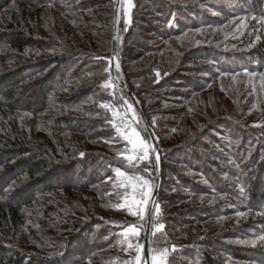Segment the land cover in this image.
<instances>
[{
  "label": "trees",
  "instance_id": "trees-1",
  "mask_svg": "<svg viewBox=\"0 0 264 264\" xmlns=\"http://www.w3.org/2000/svg\"><path fill=\"white\" fill-rule=\"evenodd\" d=\"M199 1L133 0L131 23L125 27L121 19L118 25L117 55L125 80L157 139L162 166L159 192L164 189L166 170L176 178V192L166 205L173 210L166 215V241L180 247L181 254H190L197 264H219L214 252L221 241L213 236L224 223L218 221L213 232L211 219H221L226 212L202 207L205 215L198 214L195 196L210 191L193 179L206 183L216 179L214 188L226 194L227 187L219 177L227 166L220 167L215 151L200 139L206 121L193 117L192 105H182L172 91L181 84L180 72L192 68L188 64L206 50L199 44L207 34L198 32L205 22L180 24L184 10H194ZM236 1L246 13L264 18V0ZM113 5L114 0H0V14L5 17H0V23L11 20L0 29L1 45L7 50L3 61L14 64L4 70L15 74L0 77V109L8 112L5 117L11 114L0 123V227L4 234L0 235V264H46L34 257V247L27 240L22 245V239H11L24 230L26 209L35 201L56 190L75 195L96 193L91 190L95 180L91 168L82 171L88 178L82 177L76 184L73 179L81 157H87L89 145L96 143L91 130L97 127L92 118L74 117L71 112H99L92 100H98L96 94L104 89L108 76L105 60L110 57ZM255 31L248 51L251 61L238 65L237 70H264V24ZM122 92L127 94L125 89ZM18 96L28 101L19 103ZM177 104L182 106L171 109ZM169 162L181 167H170ZM257 167L264 171V160ZM54 171L65 179L60 187L43 177ZM257 176L260 178L252 177L247 187L250 207H255L256 198L264 202V174ZM8 188L29 198L14 197ZM98 193L96 197L101 195ZM9 194L13 200L8 199ZM4 231L12 235L7 239ZM8 242L14 246H5ZM233 255L246 258L238 249Z\"/></svg>",
  "mask_w": 264,
  "mask_h": 264
},
{
  "label": "rangeland",
  "instance_id": "rangeland-1",
  "mask_svg": "<svg viewBox=\"0 0 264 264\" xmlns=\"http://www.w3.org/2000/svg\"><path fill=\"white\" fill-rule=\"evenodd\" d=\"M197 4L194 10H184L180 24L188 25L195 20L205 22V26H200L198 32L207 34L199 44L206 50L199 52L196 61L188 64L193 65L192 68L180 72L178 76L182 78L179 80L181 84L172 90L177 95L173 97L182 105H192L195 111L193 117L201 122L206 121V127L199 133L200 139L215 151L220 167L227 166L219 177L227 187L226 194H219L214 188L216 179L209 183L193 179L195 183H203L210 191L195 196L199 201L197 213L205 215L202 207H209V212H216L218 208L226 212V216L221 219H211L214 223L213 232L218 221L224 223L213 236L221 241L214 252L217 263L264 264V241L260 239L264 236V202L262 198H256L255 207H250L251 198L247 190L252 177L258 180L257 175L264 174L257 167L264 160V76L261 75L264 70L258 72L236 69L238 65L250 63L248 51L257 35L255 29L264 24V18L246 13L236 0H200ZM133 6V0H121L119 23L123 19L125 27L131 23ZM113 15L112 12V35ZM0 17L5 18L1 14ZM7 20L8 22L0 23V29L11 22L10 19ZM170 22H173V18ZM208 23L212 25L209 26ZM214 23L220 25H213ZM1 43L3 41L0 38V77L11 78L15 74L6 73L4 68H12L14 64H4L7 50ZM204 54H211L215 58L208 59ZM105 62L108 72L105 85L108 86L96 94L98 100H92L93 108L99 112H71L74 117L92 118L95 121L92 125L97 127L91 130L96 143L89 145L91 147L88 148L87 157H81V162L75 167L73 179V184H76V180L88 178L82 171L91 168L95 173L91 190L96 193L75 195L61 190L47 193L26 209L22 233L12 235L11 231H4L7 239L12 235L11 239L15 242L19 238L23 240L19 244L24 245L27 240L28 245H33L32 253L39 259V263L144 264L142 259L139 262L136 260L138 253L135 248H129V244H144L147 211L156 179V158L139 115L128 95L122 92V83H117L112 78L110 57ZM115 74L121 80L117 71ZM16 100L25 103L28 98L18 96ZM182 105L170 107L177 109ZM4 113L8 112L0 109V123L9 120L5 118L11 116L5 117ZM157 118L153 114V120ZM134 133H138L139 139L149 145L148 157L143 160L136 158L130 164L125 157L137 156V153L132 150V145L125 136H131L135 140L137 137ZM154 137L156 139L155 135ZM169 164L170 167H181L171 162ZM117 168L125 175L118 177L115 171ZM187 173L194 175L193 172ZM43 177L55 186L65 181L57 171ZM136 177L139 179H135ZM164 181V189L158 193L151 219L149 262L152 264V255L166 249L165 264H197L190 254H181L180 247L166 241V215L173 211L166 205L176 192L173 188L176 178L170 170H166ZM20 184L22 183L19 182ZM261 185L264 186V179ZM261 189L264 190L263 187ZM15 191L17 189H11L9 193L14 194V197H22L23 200L29 198ZM99 191L101 195L96 197ZM37 195H41V192ZM7 197L14 199L10 194ZM238 213L244 215H237ZM214 215L217 217V214ZM159 225H163V228L156 231ZM129 226H136L138 236L127 232ZM0 235H4L1 227ZM12 245V242H8L5 246ZM236 249L246 254V258H235L233 254ZM140 255L142 257V250Z\"/></svg>",
  "mask_w": 264,
  "mask_h": 264
},
{
  "label": "water",
  "instance_id": "water-1",
  "mask_svg": "<svg viewBox=\"0 0 264 264\" xmlns=\"http://www.w3.org/2000/svg\"><path fill=\"white\" fill-rule=\"evenodd\" d=\"M120 4L121 0H114V9H113V35H112V40H111V46H110V65L112 67V77L113 80L117 83L121 82L123 85V88L127 92L128 97L131 100L132 105L134 106L137 114L140 117V120L142 124L144 125L148 137L150 139L151 147L153 150V153L156 156L157 161H155V166H156V179H155V185H154V190L150 199V204L148 207L147 211V217H146V223H145V232H144V244H143V249H142V262H146V264H150L149 262V241H150V226H151V219L153 216V211L154 207L156 204V199L159 193V188H160V178H161V171H162V166H161V158L157 146L156 139L147 123L146 117L140 108L135 96L133 95L132 91L130 90L127 82L125 81L123 69L121 66V63L118 59L117 55V36H118V23H119V17H120ZM115 71H117L120 74L121 80H118L116 77Z\"/></svg>",
  "mask_w": 264,
  "mask_h": 264
},
{
  "label": "snow or ice",
  "instance_id": "snow-or-ice-1",
  "mask_svg": "<svg viewBox=\"0 0 264 264\" xmlns=\"http://www.w3.org/2000/svg\"><path fill=\"white\" fill-rule=\"evenodd\" d=\"M248 74V73H246ZM255 75V74H253ZM262 76H264V74H261ZM108 85H105V87H107ZM103 107H108L107 105H103ZM137 137V139H132L131 136H125V139L128 140V142L132 145V150L137 153V156H127L125 157L131 164V162L136 159V158H139L140 160H143V159H146L148 157V149H149V145H147V143L144 141V140H141L139 139V134L138 133H134ZM143 153V155H138L139 153ZM81 155H83V153H81ZM116 175L118 177L120 176H124L125 173L122 172L119 168H117L116 170ZM135 179H139V177H136ZM147 183V181H145V184ZM140 203H143V201H141ZM157 211H158V206H157ZM133 214H136V213H133ZM237 215H240V216H243L244 214L243 213H238ZM143 218V217H141ZM163 228V225H159L157 228H156V231H160V229ZM127 232H130V233H133L135 235L138 236V230L136 228V226H129V228L127 229ZM260 239L262 241H264V236L260 237ZM142 247L141 245H132V244H129V248H135V250L137 251V256H136V260L139 262L141 261V255H140V252L142 250ZM167 256V250H162L160 251L158 254L156 255H152L151 257V261H152V264H165V257ZM146 264V262H145Z\"/></svg>",
  "mask_w": 264,
  "mask_h": 264
},
{
  "label": "bare ground",
  "instance_id": "bare-ground-1",
  "mask_svg": "<svg viewBox=\"0 0 264 264\" xmlns=\"http://www.w3.org/2000/svg\"><path fill=\"white\" fill-rule=\"evenodd\" d=\"M155 158H156V156H155ZM156 161H157V159H156ZM145 264V263H144Z\"/></svg>",
  "mask_w": 264,
  "mask_h": 264
}]
</instances>
